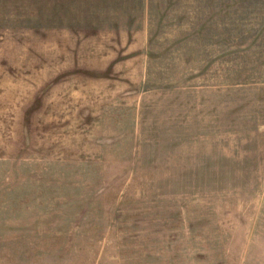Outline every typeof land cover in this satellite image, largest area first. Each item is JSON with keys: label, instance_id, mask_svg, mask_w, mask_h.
Instances as JSON below:
<instances>
[{"label": "rangeland", "instance_id": "1", "mask_svg": "<svg viewBox=\"0 0 264 264\" xmlns=\"http://www.w3.org/2000/svg\"><path fill=\"white\" fill-rule=\"evenodd\" d=\"M50 2L0 20L100 11ZM198 5L193 32L0 31V264H256L264 0Z\"/></svg>", "mask_w": 264, "mask_h": 264}, {"label": "crops", "instance_id": "2", "mask_svg": "<svg viewBox=\"0 0 264 264\" xmlns=\"http://www.w3.org/2000/svg\"><path fill=\"white\" fill-rule=\"evenodd\" d=\"M7 2L4 7L17 8L16 2L22 0H1ZM42 1V0H34ZM49 7L55 6V2H63L67 0H48ZM83 2H90V7L99 8L100 11L92 13H66V12H48L45 15H39L33 19L28 29H13V27L22 26L21 21H17L14 18L19 16L17 12L13 14H3L10 20H0V25L4 28H0V31H37V32H156V31H179V32H193L198 31V28H192V22H188L189 17H195L198 15L196 10L198 9L199 0H138L140 2L139 8L144 11L141 14L136 13H114L112 11L102 12L101 8H111L114 6H121L122 9L128 10V8H134L132 3L135 0H82ZM211 1V0H207ZM131 4L129 5L128 4ZM119 3H125L119 4ZM132 6V7H131ZM161 9V10H176L182 9L178 14L162 12L158 15H152L150 9ZM194 11V15L192 12ZM123 12V13H122ZM192 14V15H191ZM179 17L176 21V26L179 24L178 29H162L155 28L169 23L168 17ZM4 17V18H6ZM12 17L13 20H12ZM0 18L1 15H0ZM182 18V19H180ZM186 18V19H185ZM199 23V21L197 22ZM196 23V24H197ZM174 25V24H170ZM182 27V28H181ZM256 264H264V251L257 250L255 254Z\"/></svg>", "mask_w": 264, "mask_h": 264}]
</instances>
